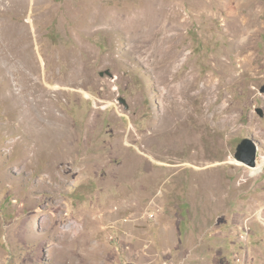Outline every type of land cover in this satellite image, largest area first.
<instances>
[{
    "label": "rangeland",
    "instance_id": "374dc122",
    "mask_svg": "<svg viewBox=\"0 0 264 264\" xmlns=\"http://www.w3.org/2000/svg\"><path fill=\"white\" fill-rule=\"evenodd\" d=\"M146 1L0 2L1 22L22 31L11 44L32 49L8 61L45 94L14 110L0 95V264H167L149 242L159 235L201 237L194 257L217 244L228 264L241 255L227 218L263 203L264 165L252 173L236 149L251 140L264 160V0H157L180 21L169 33L183 52L168 73L166 50L148 45L158 50L147 62L133 51L140 35L89 28L100 13L130 15ZM186 80L196 96L173 109L171 91ZM208 81L212 96L197 94ZM17 110L59 124L38 116L43 128L19 126ZM160 115L169 130L154 129Z\"/></svg>",
    "mask_w": 264,
    "mask_h": 264
},
{
    "label": "bare ground",
    "instance_id": "6f19581e",
    "mask_svg": "<svg viewBox=\"0 0 264 264\" xmlns=\"http://www.w3.org/2000/svg\"><path fill=\"white\" fill-rule=\"evenodd\" d=\"M4 0H0L3 2ZM232 0H219L220 6L227 7L231 5ZM159 3V7L156 4ZM16 4V3H15ZM177 4V3H176ZM204 6V3H201ZM178 6V5H177ZM18 7V6H17ZM174 7L167 2H158L157 0H147L143 3L141 8L134 10L130 15L119 14L114 10L110 12L100 13L98 19L91 22L90 29L93 28H103L111 30L114 32H120L119 29H129V36L131 32L134 35H140L136 42V46L133 45V51L138 52V57L142 61L147 62L148 58L154 57L156 59V52L158 49L166 50L165 59H169V64H167L166 73L169 72L171 63L179 61V57L182 55L183 50H177L176 46L178 44L176 33H169L175 29L179 24V16L174 15L173 19L167 20V13H173ZM177 13V12H176ZM179 14V13H178ZM173 15V14H172ZM124 17V18H122ZM32 23V22H31ZM231 26L230 24L228 25ZM230 30V28H229ZM244 30L241 29L235 32L232 36L233 42L240 43L244 37H242ZM22 34V31L15 28L5 25L0 20V95H2L7 100V106L9 109L14 110L12 107L21 109L16 105H20L27 102V98L32 100L40 101L45 98L44 92L40 91L37 82L35 80L30 82L28 79V72H25L19 67H13L12 63L8 61V58L17 59L20 63L26 60L29 56H32V49L30 43H23L19 46H13L12 41ZM129 42V38H127ZM148 45H155L159 47L155 49H148ZM155 49V50H154ZM233 69V75H234ZM18 75L19 78L14 77ZM194 83L190 80L185 81V85L180 89L173 88L172 93V108L181 109L186 102L187 96H196L192 95L191 91L194 89ZM15 87L17 92H15ZM214 92V85L211 81L205 82L201 89L198 90V93H205L206 97H211ZM27 93L26 98L22 99V94ZM178 93L181 94V98L178 96ZM21 94V95H20ZM50 105V104H49ZM38 111V110H37ZM33 112L32 117H28L29 114L24 111L17 110L19 116V126L28 124L32 128H43L44 126L39 121L38 116H41V121L44 123L53 122V124H59L56 115L53 117L46 114L45 116ZM224 110L219 112L218 110H213L214 114L222 113ZM178 115L180 112H176ZM51 114V113H50ZM208 114V113H207ZM207 114L204 118L207 117ZM34 120V121H33ZM61 125H65L63 120L60 119ZM224 122V120L222 121ZM221 123V122H220ZM173 121L170 117L160 115L157 120L154 122V129L156 131H167L172 127ZM178 142V141H177ZM175 141V143H177ZM198 144V143H197ZM264 165V160L259 164L256 163L252 167V173H258L262 170Z\"/></svg>",
    "mask_w": 264,
    "mask_h": 264
},
{
    "label": "crops",
    "instance_id": "0c3cea01",
    "mask_svg": "<svg viewBox=\"0 0 264 264\" xmlns=\"http://www.w3.org/2000/svg\"><path fill=\"white\" fill-rule=\"evenodd\" d=\"M261 199L263 203L262 207H259V210L254 208L253 210H251L252 212L249 215V212H246L245 208L242 207V210H239L242 212L244 211L245 213L240 214V212H235L232 214V216L230 214L227 218L228 225H230V227H233L234 230H240L239 234L241 233L242 235H244L246 227H251L250 233L248 232L247 236H245L246 240L240 238L239 235L238 240L234 239V241L229 243L232 247L238 248L242 252L241 255H234L235 264H249V262L250 264H264V220L259 219V214L264 215V191H262L261 193ZM202 226H207V224L205 225V223H202ZM160 230H163V227H161ZM160 233L162 232L160 231ZM194 240L202 241L201 237H197V239L192 237V239H189V237L178 236L177 238L173 239L172 237H168L166 235H159L155 240H150L149 242L151 244L154 243L153 245H156L157 251L154 250V257H159L157 252H159L160 254H165L163 259L166 260L167 264H188L190 259H195L194 264H228L224 258L225 252H223V248L221 246H218V244L216 248L217 250L214 253H210V255H201V257L192 256L193 249L200 247V243H194ZM186 243H189L187 253H185L184 250L181 249ZM161 244L163 245L162 248ZM157 246L159 248H157ZM169 252H176V256L179 257L180 262H176L178 261V259L175 260L174 257L168 254ZM236 257L240 258V262L236 260ZM156 264L165 263L156 262Z\"/></svg>",
    "mask_w": 264,
    "mask_h": 264
},
{
    "label": "water",
    "instance_id": "95a60500",
    "mask_svg": "<svg viewBox=\"0 0 264 264\" xmlns=\"http://www.w3.org/2000/svg\"><path fill=\"white\" fill-rule=\"evenodd\" d=\"M103 75V73H100ZM264 93V86L260 90ZM257 146L251 140H243L236 149V157L246 163L249 167L256 165Z\"/></svg>",
    "mask_w": 264,
    "mask_h": 264
},
{
    "label": "built area",
    "instance_id": "2783aa9c",
    "mask_svg": "<svg viewBox=\"0 0 264 264\" xmlns=\"http://www.w3.org/2000/svg\"><path fill=\"white\" fill-rule=\"evenodd\" d=\"M74 226H76V224L72 223ZM263 225H264V221H263ZM247 229L245 230V234L241 235L240 238L245 239V236H247ZM238 261V259H236Z\"/></svg>",
    "mask_w": 264,
    "mask_h": 264
}]
</instances>
